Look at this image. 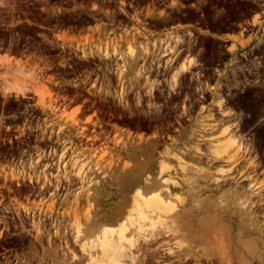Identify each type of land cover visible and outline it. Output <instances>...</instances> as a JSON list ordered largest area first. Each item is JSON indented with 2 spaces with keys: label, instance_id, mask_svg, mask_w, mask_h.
<instances>
[{
  "label": "flooded vegetation",
  "instance_id": "flooded-vegetation-1",
  "mask_svg": "<svg viewBox=\"0 0 264 264\" xmlns=\"http://www.w3.org/2000/svg\"><path fill=\"white\" fill-rule=\"evenodd\" d=\"M1 1L0 30L7 31V38L0 37L5 43L1 47L7 49V74L0 65L2 203L14 200L15 189L7 178L24 175L11 144L24 136L30 123H62L87 138L99 133L106 176L108 140L117 128L128 123L167 128L172 107H182L185 113V105L198 104L199 97L189 96L186 84L172 86V73L183 60L197 59L194 68L184 71L190 80L195 77L190 85L195 91L202 88L200 76L219 71L209 64L219 63L218 49L205 57L201 41L216 40L218 46L220 36L203 31L211 22L190 3L177 7L171 0ZM149 108L161 111H143ZM20 190L34 195L17 201L56 202L63 208L77 189L37 184ZM66 223L58 214L1 210L0 264H76L75 230L66 231ZM63 232L72 233L59 243Z\"/></svg>",
  "mask_w": 264,
  "mask_h": 264
},
{
  "label": "bare ground",
  "instance_id": "bare-ground-1",
  "mask_svg": "<svg viewBox=\"0 0 264 264\" xmlns=\"http://www.w3.org/2000/svg\"><path fill=\"white\" fill-rule=\"evenodd\" d=\"M174 38L179 42V35ZM195 61L189 57L173 71V87L180 73ZM222 100L217 102L218 107ZM195 126L190 132L195 143L184 144L178 151L165 140L164 147L155 154L157 142L150 143L146 163L156 161L157 168H127L128 161L124 163L121 196L107 206L105 220L96 230L86 232L80 217L74 215L72 258L76 264H133L139 257L146 264H247L256 253V261L264 264V189L248 181L251 173L244 167H233L240 145L228 135L231 124L201 119ZM137 134L134 148L143 151L142 131ZM170 143L175 145L176 141L171 139ZM214 161L218 163L210 168ZM239 181L241 189L234 187ZM89 200L90 207L85 211L92 225L100 218L93 214L94 204ZM199 210L219 218L228 215L230 225L218 237L219 248L187 229L189 215ZM252 231L261 237L252 236Z\"/></svg>",
  "mask_w": 264,
  "mask_h": 264
},
{
  "label": "rangeland",
  "instance_id": "rangeland-1",
  "mask_svg": "<svg viewBox=\"0 0 264 264\" xmlns=\"http://www.w3.org/2000/svg\"><path fill=\"white\" fill-rule=\"evenodd\" d=\"M187 3H190L191 7L203 11L202 19L211 22V26L203 29L204 32H211L223 37L219 38L218 46L216 40L204 39L201 41L205 57L208 54L212 56L213 52L218 49L219 63L216 64L209 60V64L213 63L218 66V74L200 76L203 79L202 88L195 91L190 86L195 83V77L191 76L190 80L188 76H185L184 71L180 73L174 89L181 83L186 84L188 95L198 96L200 100L195 106L185 105L188 108L185 113L181 112L182 107H172V124L169 127L128 123L124 124L123 128H117L115 133L109 137L106 176L103 175L104 156L100 164L101 172H95L90 185V199L94 204L92 212L100 220L98 222L96 220L88 227L85 226L89 223L85 210L90 207L88 206L90 201L88 202L89 198L84 194L80 201L65 206L66 211L72 217L74 215L80 217L86 232L96 230L104 222L107 206L113 204L121 196L119 188L125 162L129 163L127 168L136 165L157 168L156 161L146 163L145 153L150 143L157 142L155 154H157V150L164 147L165 140L174 151H178L184 144H194L196 139L190 135V132L196 127V122L201 119L219 121L221 125L231 124L232 129L228 135L231 138L235 137L236 143L240 145L233 167L236 169L244 167L251 173L248 181H252L259 188L261 187L260 189H264L262 187L264 186V0H171V4L177 7ZM189 19L194 18L189 17ZM0 37L7 38V31L0 30ZM1 45H5V43L0 42V50L6 51L7 49ZM183 61L186 62L187 59ZM0 65L4 68V73L7 74V59L0 56ZM192 68H194L193 63L188 65L187 70ZM199 94L203 96H199ZM220 99L223 100L221 106L218 107L217 102ZM153 110L161 111L158 108L143 109L145 113L150 111L148 114H153ZM178 120L181 123H178ZM185 125L187 126L184 127ZM139 131H142L140 142L145 148L143 151L134 148L139 140L137 134ZM171 139L176 141L175 145L170 143ZM201 146L204 148L206 144L203 143ZM217 163L218 161H214L213 165L209 164V167L214 168ZM202 164L208 166L205 161ZM248 181L241 182L247 183ZM241 182L235 183L234 187L241 189L239 186ZM255 209L261 213L259 208L255 207ZM259 218L262 217L259 216ZM229 221L227 214L223 218H219L205 210H199L189 215L186 226L195 235L205 236L207 240L212 241L213 248H219L218 237L228 231ZM251 234L257 239L261 236L264 237L255 231H252ZM64 237L67 240L70 238V236L59 235V243H63ZM256 254L251 256L247 264H259L256 261ZM85 259L86 256L81 257L82 262ZM132 263L146 264V261L139 257Z\"/></svg>",
  "mask_w": 264,
  "mask_h": 264
},
{
  "label": "built area",
  "instance_id": "built-area-1",
  "mask_svg": "<svg viewBox=\"0 0 264 264\" xmlns=\"http://www.w3.org/2000/svg\"><path fill=\"white\" fill-rule=\"evenodd\" d=\"M18 156L24 175L7 178V184L15 189L12 201L0 202V211L16 215L58 214L67 219L66 231L75 230L74 217L65 207L56 202H20L29 198L33 191L22 192L20 188L41 186H67L75 188L69 195L68 204L79 201L82 195L89 196L90 185L95 172H101V162L105 156L104 141L99 133L87 138L62 123H30L25 134L11 144ZM89 193V194H88ZM37 195H43L38 192ZM55 196L54 192L49 194ZM3 207V209H1ZM71 232V233H72ZM63 232V236H71Z\"/></svg>",
  "mask_w": 264,
  "mask_h": 264
},
{
  "label": "crops",
  "instance_id": "crops-1",
  "mask_svg": "<svg viewBox=\"0 0 264 264\" xmlns=\"http://www.w3.org/2000/svg\"><path fill=\"white\" fill-rule=\"evenodd\" d=\"M0 2H2L1 0H0ZM220 36V35H219ZM220 38H223L222 36H220ZM228 39H231V38H229L228 37ZM1 51V50H0ZM2 53H1V56L3 57V59H7V50L6 51H1ZM5 52V53H4Z\"/></svg>",
  "mask_w": 264,
  "mask_h": 264
}]
</instances>
